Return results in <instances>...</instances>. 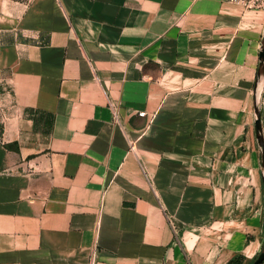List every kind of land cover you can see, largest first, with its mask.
Returning <instances> with one entry per match:
<instances>
[{
  "label": "crops",
  "instance_id": "0c3cea01",
  "mask_svg": "<svg viewBox=\"0 0 264 264\" xmlns=\"http://www.w3.org/2000/svg\"><path fill=\"white\" fill-rule=\"evenodd\" d=\"M263 38L227 0H0V264L253 263Z\"/></svg>",
  "mask_w": 264,
  "mask_h": 264
},
{
  "label": "water",
  "instance_id": "95a60500",
  "mask_svg": "<svg viewBox=\"0 0 264 264\" xmlns=\"http://www.w3.org/2000/svg\"><path fill=\"white\" fill-rule=\"evenodd\" d=\"M258 58H259V64L257 69V76L261 77L264 75V38L261 42V48L259 51ZM254 131H255V137L258 144V148L260 151L261 171H262L263 185H264V143L262 138L260 113L256 104H254ZM263 260H264V243L261 251L259 252L258 256L256 257V259L252 264H261Z\"/></svg>",
  "mask_w": 264,
  "mask_h": 264
},
{
  "label": "built area",
  "instance_id": "2783aa9c",
  "mask_svg": "<svg viewBox=\"0 0 264 264\" xmlns=\"http://www.w3.org/2000/svg\"><path fill=\"white\" fill-rule=\"evenodd\" d=\"M228 3L241 7L245 11H264V0H227Z\"/></svg>",
  "mask_w": 264,
  "mask_h": 264
},
{
  "label": "rangeland",
  "instance_id": "374dc122",
  "mask_svg": "<svg viewBox=\"0 0 264 264\" xmlns=\"http://www.w3.org/2000/svg\"><path fill=\"white\" fill-rule=\"evenodd\" d=\"M259 149V148H258ZM259 151V150H258ZM259 158H260V151H259ZM260 165H261V161H260ZM214 232H215V229H214ZM212 235H215V233H213ZM260 237H261V242H260V251L262 249V246H263V243H264V210H263V217H262V224H261V233H260ZM218 241H217V246L218 247H223V244H224V241L222 240V238H217ZM259 251V252H260ZM259 254V253H258ZM234 257H239V263L238 264H252V262H246V259L244 256H241V255H235L233 257H231L230 259H228L225 263L223 264H226L228 263L232 258ZM257 257V256H256ZM255 257V259H256Z\"/></svg>",
  "mask_w": 264,
  "mask_h": 264
},
{
  "label": "trees",
  "instance_id": "16d2710c",
  "mask_svg": "<svg viewBox=\"0 0 264 264\" xmlns=\"http://www.w3.org/2000/svg\"><path fill=\"white\" fill-rule=\"evenodd\" d=\"M239 259H240L239 257H234L226 264H238L239 263Z\"/></svg>",
  "mask_w": 264,
  "mask_h": 264
}]
</instances>
